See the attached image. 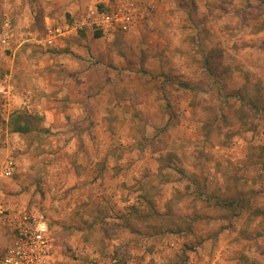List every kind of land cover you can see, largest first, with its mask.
I'll return each instance as SVG.
<instances>
[{"label":"rangeland","instance_id":"rangeland-1","mask_svg":"<svg viewBox=\"0 0 264 264\" xmlns=\"http://www.w3.org/2000/svg\"><path fill=\"white\" fill-rule=\"evenodd\" d=\"M77 2L28 8L19 47L0 27L15 213L45 215L53 264H264V0H163L132 31L98 37L73 28ZM47 24L65 33L56 45ZM36 73L61 82L54 99L26 100ZM46 104L67 114L44 127ZM14 106L34 115L30 132L6 129ZM1 199L0 256L13 237Z\"/></svg>","mask_w":264,"mask_h":264},{"label":"built area","instance_id":"built-area-1","mask_svg":"<svg viewBox=\"0 0 264 264\" xmlns=\"http://www.w3.org/2000/svg\"><path fill=\"white\" fill-rule=\"evenodd\" d=\"M150 4V0H89L82 22L74 28L77 30L89 27L103 34L130 31L149 16ZM58 32L57 29L48 27L44 43L55 44ZM6 40L7 34L3 31L0 42L5 44ZM2 96L5 106L10 100L9 89ZM13 167L11 156L0 157V182L12 177ZM0 213H3L2 208ZM12 221L13 237L0 256V264H53L52 244L45 215L35 209H23L14 215ZM116 261V258H109L105 264H116Z\"/></svg>","mask_w":264,"mask_h":264},{"label":"crops","instance_id":"crops-1","mask_svg":"<svg viewBox=\"0 0 264 264\" xmlns=\"http://www.w3.org/2000/svg\"><path fill=\"white\" fill-rule=\"evenodd\" d=\"M77 1L78 0H8V1L7 0H0V10H1V12H0V21H1V19H3V22H4L3 25H1L0 27L3 30L5 28H7V31L6 32H10L11 31L12 32L11 33L12 36H14V35L15 36L16 35L19 36V38L15 41L16 44L18 42V45L16 47H19V46H21L23 44L24 41L30 40L31 37H29V36H32L33 35L32 29H31V23H33L34 20H33V18H31L32 17V13H31V15L29 14V10H27L28 8L32 9L33 10V13H35V10L37 8L41 9L42 5L43 6L45 5V7L50 6V5L57 6V7H60V6L62 7L63 5L74 6L75 3H78ZM162 2H163V0H150V3H151L150 4V13H152V11L158 13L159 12L158 9H161L162 8ZM22 4H25V10H22L21 9V6L20 5H22ZM153 6H154V9H152ZM173 7H175V6H173ZM67 8H66V10H69ZM86 10H87V8H86ZM40 11H42V10H40ZM3 15H4V18H2ZM45 19H49L47 15L45 16ZM26 21H27V26L25 28H22L21 29L20 23H26ZM8 22H10V24H8ZM11 22L13 24V28H11ZM140 24L137 25L136 27L140 26ZM48 27H52L53 28V25L52 24L51 25H49V24L46 25V27H45L46 28V32H45V34L43 36V39H42L43 40V43L45 42V37L47 36V28ZM56 29L59 31L58 32V37H60L62 35H65V33H63V30H62L61 27H56ZM101 34H103V33H101ZM110 34L112 35L113 33H110ZM0 36H1V33H0ZM8 37H9V35L7 36V39H8ZM58 37H57V41L53 45H56L58 43V40H59ZM6 42H7V40H6ZM53 45H48V46H53ZM33 67L35 68L37 66H33ZM52 67L54 68L56 66L54 65ZM36 75H37V78L34 81H38L39 84L37 83L35 86H31V87L27 88V93H29V94L26 95V98H28V102H31V101H33L35 99L37 100V99L40 98V100H43V101L45 100L43 102V103H45L47 101H50L51 99H54L55 96H52L51 95V85H54V84L56 85V83H61V82H59V80L57 81L52 76H47V79L45 80V75H42V77H39L37 73H36ZM3 81L4 82H7V85H8L7 87H9L10 84H8V80L6 79V80H3ZM1 84H4V83L1 82L0 85ZM39 90L41 91V93L43 92L42 96L38 94L39 93ZM6 91L4 90V94L6 93ZM59 93H64V92L63 91H60ZM69 93H71V92H69ZM70 95L73 96L72 94H70ZM10 101L11 100H9V102L7 103L8 106L10 104ZM14 107H17V109L12 110L7 115L8 119H9V116H10L11 113H14V112H23V111H21V109L18 106H14ZM41 109H42V112H38V113L40 115L45 116V119H43V125H44V127H47L49 125H52L53 126L54 124H56V123H54L55 120H56V118L65 117V115L67 114V112H65L66 109H63V111H60L58 114L56 112L55 114L51 115L52 112H53V110L50 109V107L47 104H46V108H45V106H43V107H41ZM59 110H62V109H59ZM28 111H29V113H32L31 103L28 106ZM30 115L32 116V114H28V116L31 118ZM7 122H8V120H7ZM6 129L8 130L7 123H6ZM10 133L13 134V133H16V132H10ZM18 162H19V160H18ZM14 165L15 166L17 165L15 161H14ZM13 169H14V167H13ZM16 169H18V168H16ZM11 178L4 179L1 182V184H0V197L2 198L1 200H3V203H6L7 202V204L5 206H7L9 208L10 207L12 208V211L11 212L8 211V212L10 214L9 218H12L13 219L14 215L16 214L15 213V210H13V208H17V205H19L20 203L18 201H15V200L10 199V197H11L10 194L12 193L11 191L15 190L12 187L13 186V181H12ZM4 196H6V198L3 199ZM20 196L23 197V196H25V194L21 193ZM0 206H1V203H0ZM12 232H14V227L13 226H12ZM0 233H2V230L1 229H0ZM0 242H2V241L0 240ZM3 243H4V241H3Z\"/></svg>","mask_w":264,"mask_h":264},{"label":"trees","instance_id":"trees-1","mask_svg":"<svg viewBox=\"0 0 264 264\" xmlns=\"http://www.w3.org/2000/svg\"><path fill=\"white\" fill-rule=\"evenodd\" d=\"M96 36H100L101 32L97 30ZM30 117L27 113L14 112L11 113L7 122V128L9 132H16L19 134L28 133L31 130ZM234 201V200H233ZM228 202V203H233ZM236 202V201H235ZM117 260V259H116ZM117 263V261H116Z\"/></svg>","mask_w":264,"mask_h":264}]
</instances>
